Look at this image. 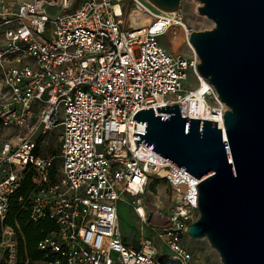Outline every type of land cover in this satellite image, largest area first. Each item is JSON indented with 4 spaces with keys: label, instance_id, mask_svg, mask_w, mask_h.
<instances>
[{
    "label": "built area",
    "instance_id": "1",
    "mask_svg": "<svg viewBox=\"0 0 264 264\" xmlns=\"http://www.w3.org/2000/svg\"><path fill=\"white\" fill-rule=\"evenodd\" d=\"M151 8L147 0H0V264L17 261L22 234L5 220L26 177L31 189L17 200L19 213L55 226L37 243L42 259L33 264H159L163 253L192 264L182 242L198 218L199 181L144 140L136 148L133 133H144L145 122L132 117L147 108L167 117L155 108L177 105L182 117L223 129L226 107L198 75L197 56L160 44L175 21L147 22ZM188 73L209 87L201 95L213 100L209 118L188 114L196 92L185 88ZM56 127L57 153L42 154L38 138ZM152 178L171 190V209H154L156 220L147 210ZM120 203L153 233L138 247L121 235Z\"/></svg>",
    "mask_w": 264,
    "mask_h": 264
},
{
    "label": "water",
    "instance_id": "2",
    "mask_svg": "<svg viewBox=\"0 0 264 264\" xmlns=\"http://www.w3.org/2000/svg\"><path fill=\"white\" fill-rule=\"evenodd\" d=\"M177 12L181 0H147ZM214 23L191 32L196 71L226 107L216 122L184 118L177 105L136 112L145 132L136 148H149L199 183L198 218L186 228L192 240L206 238L222 264H264V0H197ZM149 215L153 208L147 206ZM150 226L151 223L148 220ZM159 264H182L164 253Z\"/></svg>",
    "mask_w": 264,
    "mask_h": 264
},
{
    "label": "rangeland",
    "instance_id": "3",
    "mask_svg": "<svg viewBox=\"0 0 264 264\" xmlns=\"http://www.w3.org/2000/svg\"><path fill=\"white\" fill-rule=\"evenodd\" d=\"M19 3L24 0H13ZM197 0H181L179 9L175 13L176 17L182 20L188 32H204L214 27V23L203 15H200L198 8L202 6ZM153 13H156L151 8ZM160 44L168 49L169 52L181 55L185 58L192 59L196 56L194 49L188 41H184L180 47L174 51L168 42L167 36L159 39ZM188 81L185 88L194 89L197 84L191 73L187 74ZM208 104L213 105V100L209 99ZM0 132V140L2 139ZM59 127L53 128L38 138V143L42 148V154H56L58 148ZM147 204L153 209L163 213H168L171 209V190L168 183L160 178H152L147 186L146 192ZM154 213V212H153ZM118 224L123 239L130 245L138 247L142 238L152 237L153 233L141 224L137 215L126 203H120L118 206ZM184 247L192 256V264H222L216 250H214L206 238L192 240L188 236L183 239ZM155 246H159L157 241ZM164 254V253H163ZM17 264V261H16Z\"/></svg>",
    "mask_w": 264,
    "mask_h": 264
},
{
    "label": "trees",
    "instance_id": "4",
    "mask_svg": "<svg viewBox=\"0 0 264 264\" xmlns=\"http://www.w3.org/2000/svg\"><path fill=\"white\" fill-rule=\"evenodd\" d=\"M30 189L31 180L30 177H26L10 198L9 212L5 220L6 224L11 225L13 220H16L22 234V238L20 236L18 239L17 264H24L26 260H28V264H33L41 260L42 254L37 249V243L55 228L53 222L49 220H43L36 225L29 223L27 216L19 213L17 200Z\"/></svg>",
    "mask_w": 264,
    "mask_h": 264
},
{
    "label": "bare ground",
    "instance_id": "5",
    "mask_svg": "<svg viewBox=\"0 0 264 264\" xmlns=\"http://www.w3.org/2000/svg\"><path fill=\"white\" fill-rule=\"evenodd\" d=\"M201 3L197 4V7L200 6ZM156 13L151 12L148 15L147 22L155 17H167L170 19H174V23L172 24L171 30L168 34L169 43L171 44L174 51H176L184 41H188V33L186 31V27L181 19H175L176 14L173 12H164L160 11L157 8H154ZM144 24V23H143ZM189 42V41H188ZM190 44V43H189ZM201 83V84H200ZM200 83L196 86V92L194 94V102H191L192 105L188 107L189 116H193L195 114L206 116L207 118L211 117L213 114V107L208 104L206 98L202 99L201 95L205 93L209 87L204 81H200ZM158 176L161 178H165L169 176V173L166 170L157 169ZM152 218L156 220V213H152Z\"/></svg>",
    "mask_w": 264,
    "mask_h": 264
}]
</instances>
